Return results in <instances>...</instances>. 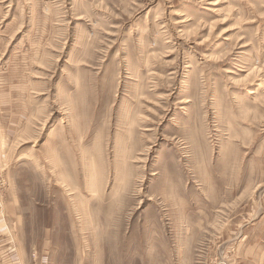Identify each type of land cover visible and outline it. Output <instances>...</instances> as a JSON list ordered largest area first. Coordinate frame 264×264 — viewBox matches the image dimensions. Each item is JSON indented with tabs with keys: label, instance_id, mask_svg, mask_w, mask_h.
I'll return each instance as SVG.
<instances>
[{
	"label": "rangeland",
	"instance_id": "rangeland-1",
	"mask_svg": "<svg viewBox=\"0 0 264 264\" xmlns=\"http://www.w3.org/2000/svg\"><path fill=\"white\" fill-rule=\"evenodd\" d=\"M0 264H264V0H0Z\"/></svg>",
	"mask_w": 264,
	"mask_h": 264
}]
</instances>
